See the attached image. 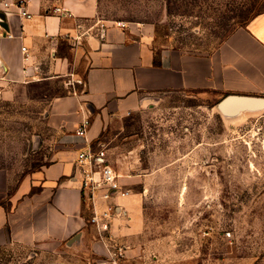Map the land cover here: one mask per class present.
<instances>
[{
	"label": "crops",
	"instance_id": "crops-1",
	"mask_svg": "<svg viewBox=\"0 0 264 264\" xmlns=\"http://www.w3.org/2000/svg\"><path fill=\"white\" fill-rule=\"evenodd\" d=\"M21 2L31 19L19 14ZM0 12L6 14L0 20V116L22 100L42 117L28 130L34 138L23 141L28 151L37 149L25 150L26 160L15 161L13 131L0 126V264L12 256L27 264H148L152 252L168 259L173 249L167 239L161 250L143 232L142 201L153 174L141 167L136 150L129 152L123 173L141 190L128 189V196L109 201L96 198L98 214L116 208L108 230L92 224L77 165L87 144L76 131L89 119L86 138L99 149L105 131L119 128L157 96L264 98V12L209 54L158 47L147 24L105 21L99 0L50 6L6 0Z\"/></svg>",
	"mask_w": 264,
	"mask_h": 264
},
{
	"label": "rangeland",
	"instance_id": "rangeland-1",
	"mask_svg": "<svg viewBox=\"0 0 264 264\" xmlns=\"http://www.w3.org/2000/svg\"><path fill=\"white\" fill-rule=\"evenodd\" d=\"M263 12L264 0H99L103 20L150 25L158 47L203 54ZM157 99L105 131L96 145L123 174V190H141L123 173L130 151L153 174L142 201L143 232L161 250L166 238L173 251L166 260L152 252L147 263L264 264V111L229 121L213 98L174 93ZM2 111L0 126L13 131L14 159L26 160L23 141L42 117L22 100ZM2 264L27 262L12 256Z\"/></svg>",
	"mask_w": 264,
	"mask_h": 264
},
{
	"label": "built area",
	"instance_id": "built-area-1",
	"mask_svg": "<svg viewBox=\"0 0 264 264\" xmlns=\"http://www.w3.org/2000/svg\"><path fill=\"white\" fill-rule=\"evenodd\" d=\"M8 7V4H5ZM19 14L25 19H31L32 15L26 10L25 6L21 2L16 4ZM118 26L125 27L124 22H118ZM105 36L104 30H102L101 37ZM90 126L89 119L84 120L76 131V136L84 139L87 144V148L81 151L77 156V165L80 169L81 190L85 201L88 200L91 203L93 209V215L91 218L92 224L96 225L100 230H108L110 228L109 221L115 214V205H109L107 209L101 213H97L95 210V199L100 198L103 200H111L115 197H126L130 194L128 190H123L119 183V175L110 165L107 158V153L104 149H94L88 143L86 138L87 130ZM89 206V207H90ZM118 256L122 258L124 256V250H118Z\"/></svg>",
	"mask_w": 264,
	"mask_h": 264
},
{
	"label": "water",
	"instance_id": "water-1",
	"mask_svg": "<svg viewBox=\"0 0 264 264\" xmlns=\"http://www.w3.org/2000/svg\"><path fill=\"white\" fill-rule=\"evenodd\" d=\"M0 20L4 22L6 14L0 12ZM216 109L224 119L229 121L237 120L245 115L263 112L264 98L227 96L217 103Z\"/></svg>",
	"mask_w": 264,
	"mask_h": 264
},
{
	"label": "bare ground",
	"instance_id": "bare-ground-1",
	"mask_svg": "<svg viewBox=\"0 0 264 264\" xmlns=\"http://www.w3.org/2000/svg\"><path fill=\"white\" fill-rule=\"evenodd\" d=\"M240 119V118H239Z\"/></svg>",
	"mask_w": 264,
	"mask_h": 264
}]
</instances>
